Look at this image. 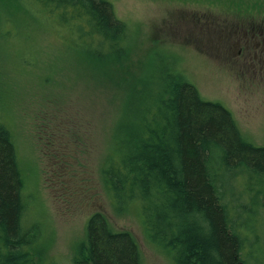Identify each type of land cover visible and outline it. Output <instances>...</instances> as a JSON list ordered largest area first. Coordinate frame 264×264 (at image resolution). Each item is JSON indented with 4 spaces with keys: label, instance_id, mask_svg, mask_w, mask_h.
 <instances>
[{
    "label": "trees",
    "instance_id": "1",
    "mask_svg": "<svg viewBox=\"0 0 264 264\" xmlns=\"http://www.w3.org/2000/svg\"><path fill=\"white\" fill-rule=\"evenodd\" d=\"M31 13L49 16L77 58L120 65L130 56L132 29L111 0H0V41L18 21L35 23ZM156 59L127 83L100 166L115 215L137 213L146 240L171 264H264V147L246 139L223 104L205 100L171 58ZM2 70L0 264H54L44 223L29 215L33 197L25 193L28 174L7 121L12 107ZM70 264L145 259L133 234L97 211Z\"/></svg>",
    "mask_w": 264,
    "mask_h": 264
},
{
    "label": "rangeland",
    "instance_id": "2",
    "mask_svg": "<svg viewBox=\"0 0 264 264\" xmlns=\"http://www.w3.org/2000/svg\"><path fill=\"white\" fill-rule=\"evenodd\" d=\"M111 1L132 29L130 56L120 65L77 58L47 15L31 13L35 23L7 27L12 34L0 41L5 100L12 107L7 121L28 174L29 215L44 223L50 262L70 264L89 216L100 211L115 229L133 234L145 264H171L148 243L137 213L115 215L100 182L127 83L151 71L156 55H166L205 100L232 112L248 141L264 147V32L251 40L256 49L241 40L246 50L229 60L238 43L230 44L242 35L232 27L239 24L232 1L253 0ZM211 39L220 41L218 48ZM219 51L229 53L228 62L217 59Z\"/></svg>",
    "mask_w": 264,
    "mask_h": 264
},
{
    "label": "flooded vegetation",
    "instance_id": "3",
    "mask_svg": "<svg viewBox=\"0 0 264 264\" xmlns=\"http://www.w3.org/2000/svg\"><path fill=\"white\" fill-rule=\"evenodd\" d=\"M232 2L233 4L231 5L230 10L239 9V10H235V13L232 14V16L235 17L234 19L237 22H239V24L232 25V27L234 29V26H235L237 29L242 31V35L240 37L239 33H237L238 30L237 31L235 30V33L238 34L237 40L233 41L229 47L230 49H232L234 44L235 45L236 43L238 44H237L235 52L231 50L230 56H228L229 53H227L226 55H223L225 54V52H222V51L218 52L220 56H217L218 57L217 59L220 58L223 62H228L234 57L239 59L243 51L246 50L245 48L241 47L242 46L241 40H243V42L247 44V50H249V48L256 49L257 44H255L254 41H251V40H255L259 38V36H262L261 33L264 32V4L261 1L253 0V1H247V2L245 1L244 2L232 1ZM234 19H232L233 22H234ZM225 27L229 28L228 26H225ZM212 39H211L210 45L212 47L218 48L219 47L218 43H220V41H218L217 39L215 40H212ZM251 42L253 43L252 47L250 46ZM224 44L225 45L229 44V42H226ZM261 44H264L263 36L261 39ZM227 56L229 57V60Z\"/></svg>",
    "mask_w": 264,
    "mask_h": 264
}]
</instances>
